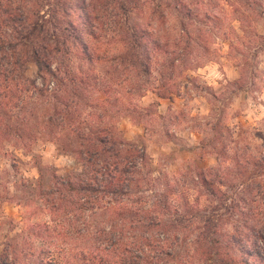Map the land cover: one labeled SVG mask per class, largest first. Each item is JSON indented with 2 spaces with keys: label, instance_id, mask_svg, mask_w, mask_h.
<instances>
[{
  "label": "rangeland",
  "instance_id": "374dc122",
  "mask_svg": "<svg viewBox=\"0 0 264 264\" xmlns=\"http://www.w3.org/2000/svg\"><path fill=\"white\" fill-rule=\"evenodd\" d=\"M72 2L86 4L70 15L86 50L63 33L60 82L35 63L15 69V91L0 75V254L35 264L92 250L122 219L152 222L186 264H205V236L219 258L251 249L244 237L264 233V0L59 3ZM106 156L129 168L127 195L87 204L65 191L62 178L86 183ZM115 198L124 215L110 223Z\"/></svg>",
  "mask_w": 264,
  "mask_h": 264
},
{
  "label": "trees",
  "instance_id": "16d2710c",
  "mask_svg": "<svg viewBox=\"0 0 264 264\" xmlns=\"http://www.w3.org/2000/svg\"><path fill=\"white\" fill-rule=\"evenodd\" d=\"M51 1H54L53 7L55 6V8H53V11L51 10V14L47 13L45 15L49 18L46 20L45 16H41L40 13L42 12V7L46 6L47 9L50 7V0H46V4L44 0H4L3 2L0 0V69L3 70L0 75L2 76V81L8 85L7 90L15 91L20 87L18 81L20 79L25 80V78L22 75H16L15 72L18 69H23L29 63L37 65L39 70L38 75L42 81H45L46 77L40 76V72L54 81L60 82L50 67L53 61L52 57L56 58L61 51L56 46L57 43L59 44L60 42V44L65 45L67 42V40L64 41L63 39L64 32L71 33L70 31H72L74 34H69V38L72 37L75 42H79L78 44L82 46L83 50H86V46L81 41L82 31L70 19L72 12H82V15H84V11L86 12L87 10L86 4L79 2L78 4H74L72 2L64 6L59 3L60 0ZM69 80H72L71 77ZM29 83L31 88L36 87L33 81H29ZM1 122L2 119L0 118V126ZM97 142L104 145L106 140L100 139ZM82 154V152H78L77 156ZM96 158L97 156H93L91 151H87L85 159L88 165H94ZM108 161L110 160L106 156L102 161L103 164L97 170H92L93 177H90L86 183L73 184L68 178L65 180L62 178L61 184L64 185L65 191L70 195L78 197L79 201L80 199L81 201L84 199L87 204H91L90 199L93 202H98L100 198L105 196L127 195V180H130V178L125 177L130 173L129 168H119L118 164L111 165ZM117 199L115 198V202L113 203L118 208L116 207L117 209L114 211L112 218H110V223H115L118 218L124 215L122 213L123 207L120 206L119 208ZM108 204L111 203L107 202ZM83 206L79 210H86L85 207H88L85 204ZM93 207L94 205L89 209H93ZM97 208L100 209V207ZM104 212L107 213V211ZM119 221L121 222L119 225L123 226L124 230H112L116 225H110V229L106 230L105 226L95 231V242L99 244H95V248H92V250L77 251L72 255L62 256L57 259L53 258L49 252H41L36 256L35 264L189 263L188 258L191 259V256L189 255L187 258L186 255L183 258H178L176 240L170 243L165 234H159L155 230H152L150 228L152 222L147 225L148 227L146 228L148 230L144 232L141 229L139 221L133 222L128 220V225H126V220L122 219ZM161 225L157 224L154 229L159 228ZM125 232H129V234L126 235ZM152 235H155L154 240H152ZM99 237L100 239H98ZM205 239L202 247L197 250V254L199 252V259L205 262V264H264L263 232L251 237L247 235L244 237L245 243L253 241L251 242L253 245L251 249H245L242 245L235 244L236 248H238L236 253L235 251L233 255L224 253L225 255L221 258H219L220 253H223L221 251L224 248L221 249L222 246L215 239L207 238L206 236ZM100 245L102 246L101 248H99ZM0 264H21V262L12 252L4 251L0 254Z\"/></svg>",
  "mask_w": 264,
  "mask_h": 264
}]
</instances>
